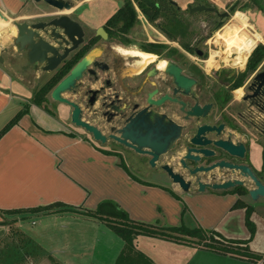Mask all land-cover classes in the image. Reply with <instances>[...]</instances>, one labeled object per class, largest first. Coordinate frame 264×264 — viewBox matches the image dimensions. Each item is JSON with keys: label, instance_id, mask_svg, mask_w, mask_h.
<instances>
[{"label": "flooded vegetation", "instance_id": "flooded-vegetation-1", "mask_svg": "<svg viewBox=\"0 0 264 264\" xmlns=\"http://www.w3.org/2000/svg\"><path fill=\"white\" fill-rule=\"evenodd\" d=\"M93 1L96 0H74L75 4L72 8L61 10L49 6L43 0H30L29 4L21 10L7 14L8 32L13 35L8 49H14L22 54L37 74L38 71L41 72L35 75L40 87L53 81L55 86L81 59L85 56L89 57L88 66L77 80L76 86L62 92V95L77 104L81 119L95 125L106 136V140L96 139L92 132L72 121L75 105L65 100L52 98L51 90L42 103L43 107L60 121L63 129L89 138L97 148L117 156L120 163L123 161L127 167L129 166L125 156L130 151L135 152V164L139 165L140 172L135 176L141 180L155 181L176 195H179V192L231 193L237 196L236 202L242 201L246 207L252 206L254 199L249 194V189L255 181L250 172L242 171L235 164L248 165L264 182V134L257 129V126L264 125V111L256 105L258 96L252 95L253 90H248L249 85L243 95L240 97L235 95V90L244 83L233 86L241 72L221 68L217 69L218 77L211 78L208 76L210 73L201 67V63L193 59L192 53L196 55L194 58L206 56L212 45L216 46L218 42L214 34L210 35V33L219 29L222 31L228 20L235 18L233 13L240 6L250 9L258 7L257 3L254 0H240L233 9H230L236 0L226 2L223 6L216 0H191L188 3L193 5L203 3L218 10L211 8L190 13L187 3L184 10H179L193 22L186 23L183 38L177 40L168 34H163L162 39L156 35L155 38L149 34V31L146 37L142 36L137 32V22L127 30L122 29L113 18L126 0H120L115 12L106 16L94 13L96 6L92 4ZM133 3L137 4L135 0ZM262 3L264 5V0ZM226 11L229 14L224 15ZM63 13L69 14L81 28L74 31V39L58 29L60 36L57 39L60 51L63 53L65 48L69 51L53 70H47L45 69L47 64L30 62L27 51L21 49L19 43L15 45L13 41L17 35L15 22L26 21L31 24ZM199 16L202 23L194 20ZM150 22L149 20L148 24L152 26ZM220 22L222 23L218 26ZM206 28L207 32H201ZM6 47L4 46V51L8 50L5 49ZM225 48L227 49L226 45ZM141 51L148 52L150 58L140 54ZM170 61L181 67L182 74L195 78V82L188 85V90L184 86H179L175 76L167 70V62ZM263 69L264 64L257 66L250 73L251 81L255 73ZM229 76L232 78H228ZM52 102L57 103L55 108L50 105ZM209 102L211 107L204 114L198 116L189 112L192 105L198 103L202 106ZM144 109L147 111V117L151 119L163 116L165 124H169V120H172L181 125V134L176 142L159 155L154 165L151 164V154L138 152L134 147L113 136L121 135L122 129L127 126L130 118L137 116L143 118ZM203 123L216 126L215 130L206 132L209 139L231 136L233 142L244 143V153L231 154L212 141L205 147L212 149L214 153L205 154L199 151L201 146L193 144L191 137ZM170 130V127L165 129L167 132ZM255 148L258 150L259 164L254 160ZM188 151L198 157L187 156ZM221 161L234 166L226 163L220 165ZM215 163L218 165L209 170L205 169ZM164 164H168L174 172L189 181V188L183 189ZM197 179L203 181L204 189H200ZM235 179H241L243 183H236L225 189H215L206 185Z\"/></svg>", "mask_w": 264, "mask_h": 264}, {"label": "crops", "instance_id": "crops-1", "mask_svg": "<svg viewBox=\"0 0 264 264\" xmlns=\"http://www.w3.org/2000/svg\"><path fill=\"white\" fill-rule=\"evenodd\" d=\"M29 2L0 0V9L7 15ZM12 36L5 33L0 41V55L4 57L0 61V131L25 103L29 102V107L0 136V209L28 208L55 201L95 209L100 201L112 199L134 220L160 227L184 223L215 229L229 238H250L251 250L263 255L258 259L223 252L204 244L198 236L181 233L176 237L139 233L133 245L128 246L106 219L89 216L82 208L19 212L42 215L43 229L48 228L51 220L58 225L60 235L53 246H45L23 230L55 258L56 264L91 263L92 258L84 257L95 253L102 257L99 264H264V196L251 203L250 218L255 223L252 234L249 227H243L247 207L236 202L235 194L176 195L156 182L137 179L117 156L97 148L89 138L72 135L42 104L29 99L25 89L29 91L30 84L24 80L23 69L28 62L22 54L23 58H13L14 49L4 51V46L11 45ZM254 158L259 164L257 148Z\"/></svg>", "mask_w": 264, "mask_h": 264}, {"label": "water", "instance_id": "water-1", "mask_svg": "<svg viewBox=\"0 0 264 264\" xmlns=\"http://www.w3.org/2000/svg\"><path fill=\"white\" fill-rule=\"evenodd\" d=\"M42 1V0H35ZM49 6L56 7L61 10L70 9L74 6V0H43ZM178 9L184 10L182 5L178 0H170ZM240 0H236L230 7L233 9ZM188 8L190 13L196 11L211 9L213 7L206 6L203 3L193 5L188 3ZM218 10L217 8H213ZM224 15L229 14L228 11L223 13ZM0 17L6 22L9 20L8 15H6L0 9ZM220 22L218 26L221 24ZM17 26V35L14 38L15 45L20 44L21 49L27 51L28 58L30 62H39L47 64L45 69L53 70L61 59L66 56L69 49L65 48V51L62 53L60 47L58 46L57 37L60 36L58 29H61L65 35L69 38L74 39V31L76 29L80 30V26L77 22L73 21L69 14L63 13L61 15L54 16L48 20L35 21L29 24L28 22H15ZM1 39V35H0ZM6 47L5 49H8ZM4 57L0 55V61H3ZM90 59L89 57H84L81 59L67 75L57 83L51 89V97L57 100H65L75 105V109L72 114V121L77 124L84 126L89 132L93 133V136L96 139L106 140V136L93 124L81 119L79 115V108L77 104L69 100L67 97L62 95V92L73 89L77 80L83 75L86 67L88 66ZM167 70L175 76V80L179 86H184L188 90V85L195 82V78L188 77L181 72V67L178 66L175 62H167ZM253 85L254 97L258 96L256 105L264 111V69L257 71L253 76L251 81ZM211 107V103H205L200 106L198 103L191 106L189 110L190 113L200 116L204 114ZM143 118L140 116L133 117L129 119V122L126 127L121 131V135H113L116 139L134 147L138 152H146L152 155L151 164L156 163V159L163 152H166L169 147H171L177 140L178 136L181 134V125L176 122L169 120V124H165V118L163 116H157L155 118L147 117V111L144 109L142 111ZM167 120V119H166ZM170 127V131L167 132L165 129ZM142 128V130H141ZM219 128V127H218ZM216 129L215 125H210L207 123L200 124L198 130L191 137V142L198 146H201L199 151L205 154H212L214 151L209 149L206 146L207 143L213 142L214 144L222 147L231 154L242 155L244 153V143L242 141H237L236 143L232 141L231 136L227 138L217 137L215 139H209L206 135V132L213 131ZM257 129L261 130L264 134V125L257 126ZM195 149V148H194ZM191 150V148H189ZM188 151L187 156L198 157L192 155ZM225 161H221L219 164H224ZM231 164V163H226ZM218 165L215 163L213 165L205 167L206 170L213 168ZM234 166V164H231ZM237 168H240L242 171L250 172L254 179V185L249 189V194L254 200H258L261 196H264V182L251 170V168L246 164H235ZM164 167L174 175L175 180L179 182L180 186L183 189L189 188V181H186L182 175L173 171V169L168 165L164 164ZM202 168V167H201ZM200 189L205 188V184L200 179H197ZM236 183H243L241 179L226 180L223 182H215L212 184L207 183L206 185L211 186L215 189H225L229 188Z\"/></svg>", "mask_w": 264, "mask_h": 264}, {"label": "trees", "instance_id": "trees-1", "mask_svg": "<svg viewBox=\"0 0 264 264\" xmlns=\"http://www.w3.org/2000/svg\"><path fill=\"white\" fill-rule=\"evenodd\" d=\"M139 7L145 12L148 19L159 26L166 34L172 37H177L179 33L184 34L185 31V16L176 5L170 0H135ZM258 7L264 9L262 0H254ZM113 18L116 24H120L124 30L129 29L137 22V10L133 3V0H126V3L121 6ZM160 17H163L162 21H158ZM207 55V54H206ZM264 59V43L259 42L253 49L248 57L246 63V69L239 75V79L233 86L242 84L251 72H253L260 62ZM228 78H232L229 76ZM55 81L45 84L39 87L31 101L42 104L46 99L49 91L53 88ZM29 102L25 103L23 109L19 110L15 116L7 122V124L1 129L0 136L5 133L11 126L19 121L24 113L28 111ZM72 135H74L72 133ZM108 153L107 150H103ZM121 165L128 169L127 165L122 161ZM128 171V170H127ZM136 177V176H135ZM139 179L138 177H136ZM141 180V179H140ZM238 204H244L239 201ZM75 208L81 209L82 212L89 216H94L101 219H106L112 228L121 235L126 245L132 246L134 238L139 233L160 234L163 236L176 237L175 234L181 233L191 236H198L204 241V244L216 248L223 252H235L238 254L247 255L261 259L262 254L255 253L250 249V238H229L223 235L221 232L215 229H205L203 227H190L184 223L177 226L160 227L152 224H148L142 221L134 220L130 217L128 211L120 206L118 202L112 199H104L99 202L95 209L86 208L81 206L70 205L63 201H55L45 205H39L28 208H14V209H0L5 213H19V212H51L57 208ZM253 210L252 206L247 207L246 223L253 234L255 231V223L250 218V213ZM10 247L9 251H1L0 264H18L25 263L27 256H35L38 259L40 256L49 255L47 251L30 235L24 238V241L19 244L7 245ZM123 254V253H122ZM121 254V257H122ZM38 257V258H37Z\"/></svg>", "mask_w": 264, "mask_h": 264}, {"label": "rangeland", "instance_id": "rangeland-1", "mask_svg": "<svg viewBox=\"0 0 264 264\" xmlns=\"http://www.w3.org/2000/svg\"><path fill=\"white\" fill-rule=\"evenodd\" d=\"M178 1L182 5L183 8H186L187 3L190 2L191 0H178ZM216 1L223 6L226 2H229L231 0H216ZM119 2H120V0H96V1H93L92 4L96 6L94 13H97L99 16L109 15V14L115 12ZM235 12L233 13V14H235V16H236L237 12L243 13L247 18V24L244 25V24L240 23L237 19L234 18V19H229L228 22L224 26L229 25L230 27H232L233 25H237L238 28L243 29L252 38H255L254 35L258 33L261 36V39L258 40V43L259 42L264 43V10L260 9L257 6L255 8H250V9H247L246 6H240L238 9H236ZM186 18L187 17H185V22L187 24H191L193 22L190 20V18H187V19ZM162 19H163V17H160L158 19V21H162ZM194 20H198L199 22L202 23V21H200L201 20L200 16ZM0 21H1V23H0V31H1L0 35H3L5 33L10 34L8 32L9 24L4 19H2L1 17H0ZM153 26L156 28H154ZM136 29H137L138 34L145 36V37L148 35V31L152 37H155V35H156L160 39L163 38V34H166L155 23L152 22V26H151L148 23L144 24L139 19H137V28ZM185 29H186V25H185ZM197 29H198V31H200L199 28H197ZM219 30H217L216 32L213 31L210 33V35L214 34V37L218 40V42H217L216 46L212 45V48L208 50L206 56H204L202 58H199V57L194 58V56H196V55H195V53H192L193 59H195L196 61H199L201 63V67L203 69H206V71L210 73L208 76L211 78L218 77L219 73L217 72V69H221V68L223 69L224 68V69H230V70H233L236 72H238V71L242 72L247 67L246 66L247 62L245 63L244 67L234 66V65H232V63L230 61L225 62L223 55H224V52L226 51V48H225V45H223L219 40V37H220L221 33L223 32V29H222V31L221 30L219 31ZM203 31L207 32L208 29L206 28L205 30H202L201 32H203ZM183 36H184L183 34L179 33L177 35V37H175V38L177 40H179L180 38H183ZM213 51L215 53L220 52L218 57H217L219 64L216 67L207 66V62H206L207 59H209L210 55H212L214 53ZM15 53L17 55H13V58H15V59H19L20 57L23 58L21 56V54L17 53L16 51H15ZM140 54L150 58V56L148 55L149 53L146 51H141ZM23 59H25V58H23ZM263 64H264V59L260 62V64L258 66H261ZM23 69H24V80H26V82H28L30 84V90L28 91L27 88L25 89V92L28 93V96H30L29 97V99H30L34 95V92L40 87V83H38V80H36L37 78L35 79V77H36L35 75H38L41 72L38 71V74H37L36 70L33 67H31L28 63H24ZM251 77L252 76L250 74L248 77H246L242 86L235 90L234 93L237 97H240L241 95H243L244 92L247 91V86L251 82ZM16 82L18 83L19 81H16ZM55 103L56 102H52L50 105H52L55 108ZM47 122L53 124L49 119H47ZM135 155H136L135 152L130 151V153L127 156H125L126 162L129 166L128 171L132 175H137L140 173L138 170L139 165L135 164V159H134ZM142 168H144V167H142ZM0 216H1V218H0V253H1V251H5V252L9 251L10 247H7V245L12 246V245H14V243L15 244L22 243L24 241V238L28 236V234H26L25 231H23V230L28 231L32 236L38 238L39 241H41L45 246H51V245L53 246L54 242L58 238V234L60 235L59 230H58V225L55 224L54 220H51L49 222L50 224H49L47 229H43L45 221H43L42 215H28L27 216L26 214L23 215L22 213L17 214V213L1 212ZM241 225L243 226V224H241ZM243 227H245V228L248 227L247 223H245ZM49 250L52 251V249H49ZM112 252H110V253L112 254ZM27 257L28 258L25 260L24 264H56L55 258L53 256H50V255L40 256L39 258L37 257L38 259H36L35 256H31V257L27 256ZM84 258H87L88 260L92 258L93 261L91 263L85 262L83 264H99L98 260H100L102 257L100 256V253H95V254L86 256ZM18 264H22V263H18ZM105 264H111V263L107 262Z\"/></svg>", "mask_w": 264, "mask_h": 264}, {"label": "bare ground", "instance_id": "bare-ground-1", "mask_svg": "<svg viewBox=\"0 0 264 264\" xmlns=\"http://www.w3.org/2000/svg\"><path fill=\"white\" fill-rule=\"evenodd\" d=\"M235 19L242 22L244 25L247 24L246 16L237 12ZM13 27V26H12ZM13 29V28H12ZM16 29V28H15ZM255 38H252L247 32L243 29H239L237 25L230 27L226 25L223 28V32L221 33L219 40L222 44L227 46L226 51L224 52L225 62L230 61L232 65L244 67L247 61V58L257 45L258 39H261V36L257 33L254 35ZM214 52V51H213ZM220 52H214L209 59H207V66L216 67L218 66V55ZM223 54V53H222ZM163 65L165 61L162 62ZM165 66V65H164ZM253 85L250 82L248 86V90H252Z\"/></svg>", "mask_w": 264, "mask_h": 264}, {"label": "built area", "instance_id": "built-area-1", "mask_svg": "<svg viewBox=\"0 0 264 264\" xmlns=\"http://www.w3.org/2000/svg\"><path fill=\"white\" fill-rule=\"evenodd\" d=\"M136 9H137V17L139 20H141L144 24L145 23H149V19L147 18V16L145 15V13L143 12V10L139 7V5H137L135 3ZM256 47V46H255ZM248 60V58H247ZM247 62V61H246Z\"/></svg>", "mask_w": 264, "mask_h": 264}]
</instances>
